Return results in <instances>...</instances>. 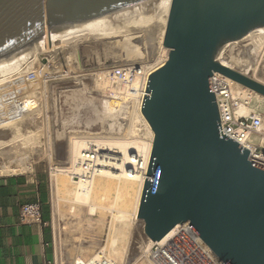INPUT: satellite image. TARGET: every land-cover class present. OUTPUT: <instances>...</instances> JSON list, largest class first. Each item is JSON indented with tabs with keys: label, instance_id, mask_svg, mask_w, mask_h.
Returning <instances> with one entry per match:
<instances>
[{
	"label": "water",
	"instance_id": "water-1",
	"mask_svg": "<svg viewBox=\"0 0 264 264\" xmlns=\"http://www.w3.org/2000/svg\"><path fill=\"white\" fill-rule=\"evenodd\" d=\"M168 0H0V64ZM264 27V0H171L142 114L153 131L137 218L152 241L190 226L226 264H264V166L223 134L211 76L264 96L218 52Z\"/></svg>",
	"mask_w": 264,
	"mask_h": 264
},
{
	"label": "rangeland",
	"instance_id": "rangeland-1",
	"mask_svg": "<svg viewBox=\"0 0 264 264\" xmlns=\"http://www.w3.org/2000/svg\"><path fill=\"white\" fill-rule=\"evenodd\" d=\"M91 40L79 39V42L76 41L77 44L76 42H68L62 51H58V54L51 58V71L59 63L71 62L75 69V76L72 79L61 80L53 76L46 78L43 75L32 86L20 87L14 91L0 94V107H3V109L0 108V112L5 111L6 113H3L5 115H2V117L7 116L6 121L11 122L7 124L6 121H1L4 117L0 119V169L8 165L12 169H17L15 172H4L0 175L28 173L38 167L48 173L51 189L53 185L51 208L54 215V246L56 253L58 250L56 256L59 257L58 259L61 262L62 258H65V261L67 260L65 250L68 246L93 245L97 247L95 251H99V246L107 245L110 237L115 235L120 240V244H118L116 250L107 248L108 250L105 251L107 254L114 255L123 264H139L141 262V264L143 262L144 264H151L146 257L149 248L146 245L148 239L143 235L139 221L132 219V223L128 221L129 223L123 231L113 232L119 224L112 218L111 214L106 213L107 211L90 215L89 207L74 203L76 185L69 179L70 176L59 179V188L52 179V172L57 166L70 165L73 138H97L100 134L103 136L97 139L114 140L116 138L118 140L122 136V133L116 135L114 133L110 137V124L115 122V116L110 113L105 115L107 112H103L104 102L108 99L103 95V82L99 81L97 73L104 68V65L132 62L125 61V58L120 57L119 53H112L111 49L105 48L107 43L99 42L96 44L95 40ZM158 41L157 34L148 33V55L145 54L143 58L138 60L151 61L156 64L162 62L164 49ZM231 59H246L247 63L252 64L249 73H255L258 78L264 80L260 73L261 64L264 62V33L252 32L250 36L237 40L226 47L222 54V60L232 64ZM63 69L65 70V67ZM29 94L33 98L27 108L21 112H16L11 97L16 95L22 97ZM116 130H118V127ZM147 132L145 130L143 133L144 137L145 135L147 137ZM24 160H28L32 164L31 171H21L20 162ZM65 184H70L72 190L66 192L65 187H62ZM99 197V195H95L91 203H100ZM110 199H115L114 192L110 194ZM45 207L47 210V205ZM87 251L84 255L90 256L92 251ZM68 262L70 261L67 260L66 263Z\"/></svg>",
	"mask_w": 264,
	"mask_h": 264
},
{
	"label": "bare ground",
	"instance_id": "bare-ground-1",
	"mask_svg": "<svg viewBox=\"0 0 264 264\" xmlns=\"http://www.w3.org/2000/svg\"><path fill=\"white\" fill-rule=\"evenodd\" d=\"M170 4H171V0H168L166 2L142 10L135 14L129 15L122 19L116 20L109 24L103 25L96 29L38 48L29 53H26L17 58H14L12 60L0 64V94H5L7 92L14 91L20 87L25 88L30 85L32 86L35 80L30 82L27 79L32 74L35 73L34 71H38L37 69H40L44 64L48 65L47 61L51 60L53 56L58 54L57 53L58 51L60 50L62 51V49L64 48L65 45H67L68 42H76V41L79 42V39H86V40L92 39L95 40L94 42H96V44L99 42H104V44L107 43L106 44L107 46H105V48L109 50L111 49L112 53L113 52L119 53V55H121L120 57L125 58V61H131L132 63L141 62L142 60H138V59L143 58V56H145V54H147V52L149 51L148 43H147L148 33L157 34V38L159 39L158 41L159 45L162 46L164 51H168V48L163 45V38H164ZM252 32L264 33V27H260L251 31L245 37L250 36ZM235 42L236 41L230 42L222 46V48L218 52L217 58L222 63L230 67H233L245 74H248L264 83V80L258 78L255 73L253 74L249 73L252 64H249L250 62L247 63L248 61H246V59L245 60L231 59L232 64L223 62L224 61L222 60L223 51L226 49V47L230 46L232 43ZM164 61L165 60H163L159 64L157 63V67L160 66ZM46 69H48L47 66L45 70H42L43 71L42 74H44V72L47 71ZM234 87L237 91L243 92L244 95H248L251 93L252 95L254 94L253 106L264 108L263 95L259 94L258 92H255L254 90L236 81H234ZM119 105L120 103L117 100L108 99L107 101L104 102L103 112H107V114L105 115H108V113L112 115L114 113V108ZM0 108L3 109V107ZM3 113L6 112L5 111L2 113L0 112V119L2 115H5ZM138 113L139 114L137 116V120L138 119L143 120L147 125V129H148L147 137L146 135L144 137V135L138 134L139 133L138 128H136V125L134 124L133 128H131L130 130V132H132V135L129 136L128 134H124L123 136H120L119 138L121 139L118 140H116V138L114 140L113 139L99 140L97 138L88 140V139H84L83 137L73 138L71 144L72 158L70 165L62 166V167L57 166L56 168L54 167L55 168L54 171L52 170L53 171L52 179L55 182L53 183L57 187L59 186L60 178L62 179V177L64 178V176L65 177L70 176L69 179H71L76 185V191L74 192V203H77L84 207H89L90 215H96L100 212H105V211H107L106 213L112 215L114 220H116L119 224L118 227L115 228L113 232L123 231L124 228H126L127 224L129 223L128 221L132 223V219H136L140 197L142 194L144 182L147 177L146 169L148 165L150 151L152 149L153 131L151 127L148 125V121L146 120L144 115L142 113L140 114V112ZM6 117H4V119ZM4 119L3 120L1 119V121H6V119L5 120ZM6 122L8 124V122L10 121L7 120ZM110 126L111 129H113L115 123H111ZM86 149H90L92 151L88 154L86 153L83 154L82 153L83 150ZM133 152H137L139 154V155L137 154L139 157L141 156L143 157L139 158V160H137L138 162L136 161L135 166L133 167V169L134 168L135 169L132 171L133 173H130L129 169L132 168L133 166V163L131 162L130 158L132 157L131 153ZM140 159H143V164L141 169L139 166ZM9 166L10 165L4 166L2 169H0V173L12 172V171L15 172L17 170V169H12ZM20 167L22 168L21 171H26V170L31 171L33 168L32 164L29 163L28 160L21 161ZM71 185L65 184V186L62 185V187H65V189L67 190L65 191L69 192L72 190ZM52 190H53V185H52ZM112 192H114L115 194L114 200L110 199V194ZM95 195L100 196L99 197L100 203H91V200L93 199V197H95ZM138 220L140 219L138 218ZM177 228L178 225H176L162 239V241H165L166 239L171 237L175 233ZM119 242L120 240L118 239V237L113 235L110 237V240L107 243V245L99 246V251H95L97 247L93 245L74 246L72 244L73 246L71 247L68 246L67 249L65 250V255L67 256V260H69L70 262L73 261L77 256L84 255L87 250L92 251V254L90 256H101L103 254H107L105 252L107 248H114L116 250L118 244H120ZM151 243L152 240L148 239V242L146 243L147 247H149ZM56 254L58 255V250L57 253L55 250V256ZM108 254L111 255L110 253ZM56 258L60 264H65L67 261V260L65 261V258H62V262H61V260L58 259L59 258L58 256H56Z\"/></svg>",
	"mask_w": 264,
	"mask_h": 264
},
{
	"label": "built area",
	"instance_id": "built-area-1",
	"mask_svg": "<svg viewBox=\"0 0 264 264\" xmlns=\"http://www.w3.org/2000/svg\"><path fill=\"white\" fill-rule=\"evenodd\" d=\"M167 53L168 51L163 52L162 59L165 61L168 57ZM47 62L48 65L44 64L38 69V72L34 71L35 73L27 80L30 82L38 81L43 75L45 77L53 76L61 80H70L75 76L74 65L71 62L59 63L52 71L50 69L52 60ZM46 66L48 72L42 74V70H45ZM156 68V63L142 61L107 65L98 73L99 81L103 82L104 97L117 100L120 103L114 108L115 126L113 129L110 128V137L114 133V135L122 133V136L124 134L132 135L130 130L134 124L138 128V134L144 135L145 130L148 131L146 123L143 120H137V116L138 112L142 113L141 109L149 75ZM260 73L264 79V62L261 64ZM211 88L212 91H215L223 134L250 150L249 159L251 161L264 166V108L253 106L254 94L244 95L243 92L237 91L234 87V80L220 72H215L211 76ZM20 95L11 97L16 112L26 109L33 98L30 94L19 97ZM117 127L118 130H116ZM100 136L103 135L99 134L97 138ZM89 139L95 138L90 137ZM91 151L86 149L82 153L88 154ZM137 154V152L131 153L130 160L133 166L129 169L130 173H133L136 161L143 157H139ZM150 156L146 170H148ZM142 164L143 159H140V169ZM21 219L26 223H44L42 202L36 200L24 203L21 207ZM136 219L139 221L143 235L146 236L143 220H138L137 217ZM189 224L190 222L178 224L175 233L165 241H152L147 250V260L151 264H226ZM54 264H60L56 256ZM66 264H123V262L115 256L103 254L101 256L79 255Z\"/></svg>",
	"mask_w": 264,
	"mask_h": 264
},
{
	"label": "crops",
	"instance_id": "crops-1",
	"mask_svg": "<svg viewBox=\"0 0 264 264\" xmlns=\"http://www.w3.org/2000/svg\"><path fill=\"white\" fill-rule=\"evenodd\" d=\"M51 190L48 173L39 167L0 175V264H54ZM36 200L42 202L44 223L22 221V205Z\"/></svg>",
	"mask_w": 264,
	"mask_h": 264
}]
</instances>
